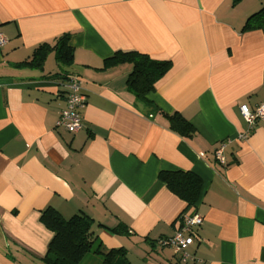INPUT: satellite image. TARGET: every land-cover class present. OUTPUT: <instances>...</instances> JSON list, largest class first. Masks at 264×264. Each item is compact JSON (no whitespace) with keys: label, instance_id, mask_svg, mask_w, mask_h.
Here are the masks:
<instances>
[{"label":"crops","instance_id":"0c3cea01","mask_svg":"<svg viewBox=\"0 0 264 264\" xmlns=\"http://www.w3.org/2000/svg\"><path fill=\"white\" fill-rule=\"evenodd\" d=\"M264 0H0V264H46L48 206L85 212L108 249L131 264H264V119L250 128L240 105L264 102V28L244 30ZM70 34L74 62L52 50L43 68L19 67L44 42ZM137 50L171 67L147 96L127 85L132 64L105 65ZM82 84V127L57 126L68 77ZM184 116L191 135L171 128ZM249 133L246 139L240 137ZM223 144L225 163L216 157ZM192 171L196 205L159 179ZM198 212L189 262L160 240ZM124 224L126 231L110 228Z\"/></svg>","mask_w":264,"mask_h":264},{"label":"trees","instance_id":"16d2710c","mask_svg":"<svg viewBox=\"0 0 264 264\" xmlns=\"http://www.w3.org/2000/svg\"><path fill=\"white\" fill-rule=\"evenodd\" d=\"M234 4L242 0H232ZM264 28V6L251 14L244 30ZM70 34H63L55 44L44 42L35 48L30 59L16 63L19 67L43 68L47 55L56 51L57 60L69 66L74 62L73 49L69 43ZM124 62L132 64V71L127 78L128 88L134 92L136 99L149 107L151 112L158 110L157 106L148 99V94L155 90L156 82L162 78L171 67L170 60L154 59L146 53L137 50H117L106 58L105 65H118ZM170 126L182 135H191L193 125L180 113L167 114ZM159 179L168 188L187 203L196 205L202 195L203 180L192 171H168L159 173ZM42 222L53 232L47 255L43 258L46 264H83L86 255L93 251L102 255L100 264H131L127 258L125 247L108 249L95 234V220L85 212H78L66 218L53 206L46 207L41 212ZM115 233L125 229L124 224L110 228Z\"/></svg>","mask_w":264,"mask_h":264},{"label":"built area","instance_id":"2783aa9c","mask_svg":"<svg viewBox=\"0 0 264 264\" xmlns=\"http://www.w3.org/2000/svg\"><path fill=\"white\" fill-rule=\"evenodd\" d=\"M7 37L0 32V48L7 43ZM68 94L66 97V107L59 111L57 120L58 127H64L71 133L77 132L82 127V117L80 109L85 105V95L82 91V84L77 76L68 77ZM240 113L252 128L260 119H264V102L251 108L248 104H241ZM249 133L240 135L242 139H246ZM223 144L216 151V157L221 163H225L224 147ZM180 227L176 233L170 237L160 240L164 246L172 247L176 252L180 253L183 262L193 260V257L188 252V247L196 240L199 239L198 228L203 223V217L198 213H185L180 216Z\"/></svg>","mask_w":264,"mask_h":264},{"label":"rangeland","instance_id":"374dc122","mask_svg":"<svg viewBox=\"0 0 264 264\" xmlns=\"http://www.w3.org/2000/svg\"><path fill=\"white\" fill-rule=\"evenodd\" d=\"M102 259H103L102 255L96 254L93 251H91L86 255L83 264H100Z\"/></svg>","mask_w":264,"mask_h":264}]
</instances>
